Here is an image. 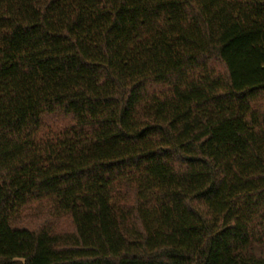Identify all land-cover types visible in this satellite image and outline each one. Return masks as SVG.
Wrapping results in <instances>:
<instances>
[{
  "label": "trees",
  "instance_id": "trees-1",
  "mask_svg": "<svg viewBox=\"0 0 264 264\" xmlns=\"http://www.w3.org/2000/svg\"><path fill=\"white\" fill-rule=\"evenodd\" d=\"M0 264H264V0H0Z\"/></svg>",
  "mask_w": 264,
  "mask_h": 264
}]
</instances>
